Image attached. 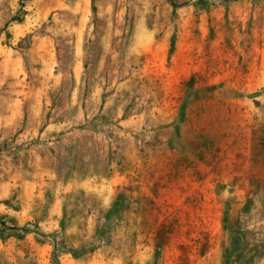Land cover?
<instances>
[{"label":"rangeland","instance_id":"obj_1","mask_svg":"<svg viewBox=\"0 0 264 264\" xmlns=\"http://www.w3.org/2000/svg\"><path fill=\"white\" fill-rule=\"evenodd\" d=\"M0 264H264V0H0Z\"/></svg>","mask_w":264,"mask_h":264}]
</instances>
